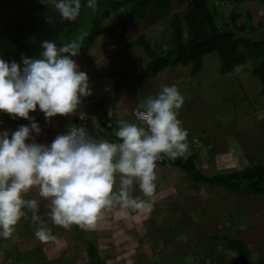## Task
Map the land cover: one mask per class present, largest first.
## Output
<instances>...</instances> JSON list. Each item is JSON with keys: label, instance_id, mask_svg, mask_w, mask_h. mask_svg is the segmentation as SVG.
Segmentation results:
<instances>
[{"label": "rangeland", "instance_id": "1", "mask_svg": "<svg viewBox=\"0 0 264 264\" xmlns=\"http://www.w3.org/2000/svg\"><path fill=\"white\" fill-rule=\"evenodd\" d=\"M44 2L55 8L53 0ZM209 5L216 10V22L219 26H224L232 11H236L241 13V18L236 20L237 24L244 23L249 14L248 25L264 29V7L258 3L232 4L229 1L209 0ZM172 11L184 13L186 8L183 5H175ZM35 15L31 4L15 2L12 8L0 5V41L13 36V26L17 21L27 22ZM170 15L171 12L149 9L144 19L120 28L117 36L106 38L101 33L85 58L75 59L79 70L85 72L89 78L90 90L98 93L105 88L113 91L120 89L122 95L119 99L125 106L121 113L125 116L130 113L131 119L136 120L131 113L143 100L156 96L163 86L176 85L184 97V103L178 110V119L188 132L189 148L185 155L192 152L197 154L196 165L202 173L211 175L240 170L248 164L264 165V93L261 92L260 80L252 74L255 60L249 58L234 71L222 74L221 59L216 52H211L203 57L202 68L194 77H191L190 65L169 66L156 76L140 81L133 79L136 76H121L124 69H142L140 64L145 65L149 59L140 45L130 44L141 34H145L151 47H156L157 55L172 51L169 40ZM89 17L90 13L83 15V32L89 28ZM109 46L111 47L108 48ZM106 73L110 74L109 78H103ZM112 97L116 104L118 95ZM84 99L85 97L81 98L79 108L74 114L67 116V119L57 115L46 120L38 106L36 111L30 112L29 115L39 127L43 123L47 131L55 136L67 133L65 131L71 126L73 116L83 117L86 121L81 126L93 136L91 131L97 130L100 121L98 117L87 118L83 114ZM40 115L44 116L41 117L42 122L38 123L36 119ZM4 117L7 125L12 124L11 115L4 113ZM26 122L30 127L32 121L25 119L19 126L25 125ZM72 125L78 126V123ZM18 127H13V131ZM105 134L106 132H97L93 137L105 138ZM155 171L157 179L153 195L145 196L139 190L133 193L134 197L138 193L139 200L146 198L151 207L150 210H132L126 225L129 227L128 234L123 232V221L119 220L121 216L115 212L116 205L102 212L95 227L87 229L76 225V228L73 224L71 226H74L75 230H69L70 226L67 228V234V229L62 232L66 236L70 234V237H75L77 232L79 237L85 235L90 239L93 234L99 235L97 237H101L99 239L102 244L97 247L106 260L110 258L115 261L117 256L134 249L132 260L136 259L139 264H154L155 259H161L158 262H162L161 264H241L238 255L230 250L223 240L224 237L243 241L251 253L252 263H256L264 254V193L245 194L228 188L195 184L177 168L157 166ZM118 183L117 177V187ZM28 194L26 198L40 201V207L44 208L43 222L47 220L48 227H54V230L63 228L55 225L50 219L49 202L39 197L38 190L33 189ZM137 212L141 213L142 222H137ZM39 216L42 219V216ZM124 236H128V239H122ZM137 236L145 239L142 244L135 239ZM116 238L122 239L118 248L122 252L118 251L112 258L109 255L111 252H104L110 248L109 239ZM136 251L150 252L149 260L140 259ZM35 254V251H30L29 255L25 256V253L18 251L11 258L13 262L16 258V262L19 260L27 263ZM119 260L116 264H125L121 261L126 262L129 257L120 256ZM96 261L97 259L94 264H99ZM102 264L106 262L102 260Z\"/></svg>", "mask_w": 264, "mask_h": 264}, {"label": "clouds", "instance_id": "2", "mask_svg": "<svg viewBox=\"0 0 264 264\" xmlns=\"http://www.w3.org/2000/svg\"><path fill=\"white\" fill-rule=\"evenodd\" d=\"M53 4L68 21H75L82 8L81 0H53ZM86 7L95 12L97 0H87ZM87 35L82 32L59 47L42 41V58L22 55L23 68L0 58V112L32 121L30 127L20 125L11 138L7 130L0 133V237L4 239L13 238L16 225L29 213L32 223L41 222L40 201L26 198L33 189L49 202L52 222L66 229L73 224L91 229L114 205L150 210V203L138 201L133 193L139 190L151 197L157 162L188 152V132L178 119L184 97L176 85L163 86L139 104L134 115L140 124L120 120L115 132L119 142L95 138L79 122V127L69 126L50 145L35 141L32 133L39 135L41 129L29 113L37 106L46 120L69 116L82 97L92 94L87 74L72 59ZM35 237L42 242L56 240L43 226Z\"/></svg>", "mask_w": 264, "mask_h": 264}, {"label": "trees", "instance_id": "3", "mask_svg": "<svg viewBox=\"0 0 264 264\" xmlns=\"http://www.w3.org/2000/svg\"><path fill=\"white\" fill-rule=\"evenodd\" d=\"M44 1L0 0V5L7 8H12L15 2L31 4L36 12L30 21H17L13 26V36L10 39L0 41V58L9 63L15 61L23 68L22 55L42 58L40 55L43 51L41 48L42 41H53L59 47L76 39L83 32L81 30L83 15L90 13L89 28L84 31L88 32V35L82 41L80 53L76 57H72L74 60L82 59L89 53L91 46L101 33L106 38L117 36L120 28L127 27L131 22L144 19L145 13L154 8L163 12H171L169 40L172 51L157 55L158 53H155L156 47H151L148 39L145 38V34H141L130 44L140 45L149 59L145 65L137 61L142 69L138 70L135 67L130 70L124 69L121 76L127 78L136 76L133 79L140 81L156 76L169 66L190 65V74L191 77H194L202 68L203 57L211 52H216L221 59L220 73L222 74L234 71L249 58L255 60L252 74L260 80L261 92L264 93V29L260 30V26L248 25L249 14H247V20L244 23L237 24L236 20L241 18V13L232 11L229 21L224 26H219L216 22V10L214 7H210L209 0H97L98 7L95 12L86 7L87 0H81L80 15L75 21H68L62 19L58 10L51 8ZM223 1H229L232 4L254 2L264 7V0ZM175 5L185 6L186 11L184 13L173 12L172 9ZM105 77L109 78L110 74H103V78ZM101 87L105 88L106 86L101 85ZM91 93L84 99L82 112L87 118L98 117L100 121L97 130L91 131L93 136L97 132H106L104 137L110 142H119L115 136L118 122L120 120L130 122L131 120L137 123V120L131 119L130 113H127L126 116L123 115L120 119L118 118L119 111L125 108L119 99V96L122 95L120 89L113 91L110 88H105L98 93L94 91ZM114 95H118L116 104L112 97ZM134 112L135 110L132 113ZM133 116L135 115L133 114ZM72 122L81 124L82 120L78 116H73ZM110 123L111 128L108 127ZM196 159L197 154L193 152L175 159L164 157L157 162V166L180 169L195 184L201 183L212 187L228 188L245 194L264 193L263 164H248L240 170L206 175L198 169ZM134 198L138 201L147 202L146 198L139 200L138 193ZM129 210L120 207V205H116L115 208L117 215L121 216L119 220L123 221V232L127 234L129 227L126 225L132 212ZM42 211V207H39V214ZM136 216L137 222L142 220L141 213L137 212ZM135 239L138 240L139 244L145 240L142 236H137ZM223 240L229 249L238 255L241 264H264V254L258 258L256 263L251 262V253L240 239L224 237ZM87 249L89 257L95 259L94 247L88 244ZM157 250L159 252V249ZM142 253L137 252V255ZM1 257L6 258L4 254H1ZM139 258L141 259L142 255ZM10 260L12 258L8 256L4 260V264H9L8 261Z\"/></svg>", "mask_w": 264, "mask_h": 264}, {"label": "crops", "instance_id": "4", "mask_svg": "<svg viewBox=\"0 0 264 264\" xmlns=\"http://www.w3.org/2000/svg\"><path fill=\"white\" fill-rule=\"evenodd\" d=\"M109 42H107L108 44ZM90 52V50H89ZM85 58V57H84ZM82 58V59H84ZM135 105V104H134ZM39 111V110H38ZM40 112V111H39ZM44 114V113H43ZM134 113H131V115L133 116ZM123 115H125L123 112L121 113V111H119V115L118 118L120 119L121 117H123ZM44 116V115H42ZM40 115V117H37L38 119H36L38 121V123L42 122V117ZM61 116V115H59ZM56 117V116H55ZM62 118L67 119V116H61ZM12 124L7 125L6 119H5V124L4 126L0 129V133H2L3 131H8L9 132V138H11V133L14 132L13 131V127H18L19 124H22L24 119L20 118V117H13L12 116ZM26 120V119H25ZM73 118L71 120L70 125H72ZM24 126H28V123L26 122ZM69 128V127H67ZM41 132H40V136H36L37 135L35 132L32 133V136L35 138V141L37 143H41V144H45V145H50L51 142L55 139V135H51L49 133V131H47V128L43 125V123H41L40 126ZM67 131H65L66 133ZM64 134V133H61ZM29 143L31 141H28ZM31 192V191H30ZM30 195V194H28ZM31 199V197H29ZM40 207V206H39ZM41 208V207H40ZM43 211L38 212V215H43L44 214V208L42 207ZM31 213L28 214L27 218H21V220L18 222V224L16 225V232L13 234V238L10 239H4L2 237H0V264H4V260L8 257V256H12V255H16V253H18V251H20V253H25V256H28L30 251H35L37 254L32 255L31 259L28 260V262L26 263L25 261H21L19 262V260H17L16 262V258H15V262H13L12 260V264H94L95 263V259H97L96 262H99L100 264H102V260L106 262V264H116L117 262L119 263V257L121 256H127V258L129 257L128 261H121L122 263L125 264H139V262L136 263V259L132 260L133 258V253L134 249L128 250V253L126 252L124 255H119L117 256V258H115V261L113 259H108L106 260V258H103V253L102 251L97 247V245L100 247L102 242L100 241L99 238L101 237H97L99 235L93 234V238H89L88 236L83 235V237H79L77 235V232L75 233V237H70V234L68 236H66V234L68 233V229L66 231V234L63 233L62 231L66 230V228H58L59 230H54V227H48V221L46 220V222L44 221V215L42 216L41 219V223L37 222V223H32L31 219H30ZM29 219V221H28ZM38 223H40L38 225ZM48 227L47 229L54 235L56 236V240L54 241H48V242H42L40 240H38L35 237V231L37 230V228L39 227ZM76 226V225H75ZM71 228H73L75 230L74 226H71L69 228V230H71ZM77 228V226H76ZM56 231L61 232L60 234H57ZM122 239H128V236H124ZM122 239L116 238L115 240L113 239H109V250L104 254H110L112 256V258L114 257V255L119 251L122 252L120 250H118L119 246L122 244ZM93 240L95 242H93ZM99 241V243H98ZM98 243V244H97ZM92 245L94 247V256L95 259H93L94 261H92V259L89 257L88 254V249H87V245ZM113 247V248H111ZM24 250V251H21ZM137 252V251H136ZM135 253V252H134ZM1 254H4L6 256V258H2ZM121 254V253H120ZM132 254V255H130ZM142 255V259L144 260H149V256H150V252H146L144 251L142 254H140L139 256ZM24 256V257H25ZM136 256V255H135ZM138 256V257H139ZM117 260V261H116ZM161 259H155L154 264H161L162 262L158 263Z\"/></svg>", "mask_w": 264, "mask_h": 264}, {"label": "built area", "instance_id": "5", "mask_svg": "<svg viewBox=\"0 0 264 264\" xmlns=\"http://www.w3.org/2000/svg\"><path fill=\"white\" fill-rule=\"evenodd\" d=\"M79 118L82 120V124H84L85 123V118H83V117H79ZM4 124H5V119H4V116H3V112H0V129L4 126Z\"/></svg>", "mask_w": 264, "mask_h": 264}]
</instances>
